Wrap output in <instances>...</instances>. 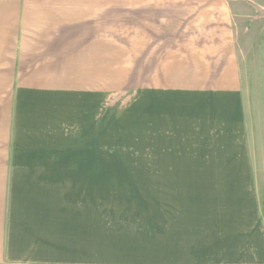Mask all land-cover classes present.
<instances>
[{
	"label": "crops",
	"instance_id": "1",
	"mask_svg": "<svg viewBox=\"0 0 264 264\" xmlns=\"http://www.w3.org/2000/svg\"><path fill=\"white\" fill-rule=\"evenodd\" d=\"M255 156L231 0H0V264H264Z\"/></svg>",
	"mask_w": 264,
	"mask_h": 264
},
{
	"label": "rangeland",
	"instance_id": "2",
	"mask_svg": "<svg viewBox=\"0 0 264 264\" xmlns=\"http://www.w3.org/2000/svg\"><path fill=\"white\" fill-rule=\"evenodd\" d=\"M231 5L252 148L264 167V0H231Z\"/></svg>",
	"mask_w": 264,
	"mask_h": 264
}]
</instances>
